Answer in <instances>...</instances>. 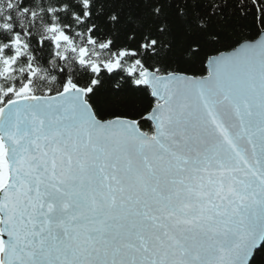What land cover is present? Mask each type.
I'll return each instance as SVG.
<instances>
[{"label": "snow or ice", "instance_id": "6c2138e0", "mask_svg": "<svg viewBox=\"0 0 264 264\" xmlns=\"http://www.w3.org/2000/svg\"><path fill=\"white\" fill-rule=\"evenodd\" d=\"M0 264H264V0H0Z\"/></svg>", "mask_w": 264, "mask_h": 264}]
</instances>
